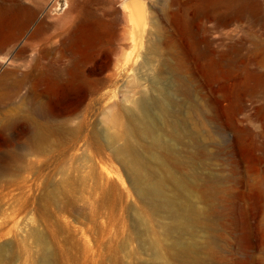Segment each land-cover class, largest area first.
<instances>
[{
	"label": "rangeland",
	"instance_id": "rangeland-1",
	"mask_svg": "<svg viewBox=\"0 0 264 264\" xmlns=\"http://www.w3.org/2000/svg\"><path fill=\"white\" fill-rule=\"evenodd\" d=\"M25 1L46 24L38 36L30 27L0 58V78L20 86L0 104V117L31 98L36 86L24 76L29 69L37 66L46 75L47 66L72 62L59 43L72 29L88 38L74 59L92 58L80 67L97 91L81 101L76 131H49L41 153L24 159L21 170L2 172L16 166L9 154L22 153V144L0 141V244L11 242L18 257L13 264L30 263L20 246H32L34 228L56 264L149 262L135 214L146 206L105 139L114 129L111 117L125 123L141 95H168L174 102L169 119L181 123L179 147L191 155L180 172L194 176L192 201L211 219L190 238L205 263L264 264V0H246L247 9L240 10L221 2L135 0L143 11L141 30L133 26L130 0H67L57 7L54 0ZM150 18L159 24L149 35L153 50L146 48ZM152 72L159 74L158 85ZM150 111L159 125L156 108ZM64 180L70 192L53 199Z\"/></svg>",
	"mask_w": 264,
	"mask_h": 264
},
{
	"label": "bare ground",
	"instance_id": "bare-ground-1",
	"mask_svg": "<svg viewBox=\"0 0 264 264\" xmlns=\"http://www.w3.org/2000/svg\"><path fill=\"white\" fill-rule=\"evenodd\" d=\"M197 1L212 4L221 2L233 4L237 10L247 9L246 0ZM66 3L67 0H54L51 4L57 7ZM137 5V1L130 0L127 7L130 8L133 26L141 30L144 17ZM147 23L146 48L153 50L155 41L149 35L158 31L159 24L154 18H150ZM45 24V18H39L37 10L25 0H13L9 5H0V58L17 44L30 27H33V35L38 36ZM59 43L71 54L72 62L51 70L47 66L46 75L41 74L37 66L29 69L24 76L30 77L36 86L31 90V98L23 106L2 113L0 117V141L22 144V153L9 154L16 166L11 164L2 172L21 170L24 159L41 153L49 131H60L67 127L73 134L83 122L80 118L81 101L91 100L97 91L80 67V64L92 62V58L83 56L82 60L74 59L77 46L88 44L87 36H77L75 29H72L63 34ZM158 75L151 73L157 85L160 83ZM81 86L85 89L83 94L79 93ZM18 87L19 84L0 78V104L10 99ZM163 89L169 94L168 88ZM172 102L168 95L154 100L141 95L133 107L127 109L125 123L116 115L111 117L114 129L106 130L105 139L126 170L137 197L146 206L135 210L140 223L137 237L149 257L146 264H206L197 241L190 238L196 237L198 227L199 230L209 227L210 214L208 210L199 209L192 201L194 176L180 172L184 159L191 155H183L180 150L183 129L178 120L169 119L168 107ZM152 106L158 112L159 125L152 118ZM9 129L12 131L8 133ZM186 143L192 142L188 140ZM68 189L69 183L64 180L52 190L51 196L57 200L58 195L62 192L66 194ZM29 233L32 246L22 242L19 249L28 257L29 264H56L44 235L35 228ZM10 243L0 244V261L6 264H13L18 259ZM125 249L129 251L128 243Z\"/></svg>",
	"mask_w": 264,
	"mask_h": 264
},
{
	"label": "water",
	"instance_id": "water-1",
	"mask_svg": "<svg viewBox=\"0 0 264 264\" xmlns=\"http://www.w3.org/2000/svg\"><path fill=\"white\" fill-rule=\"evenodd\" d=\"M127 1H129V0H126V3H127Z\"/></svg>",
	"mask_w": 264,
	"mask_h": 264
}]
</instances>
